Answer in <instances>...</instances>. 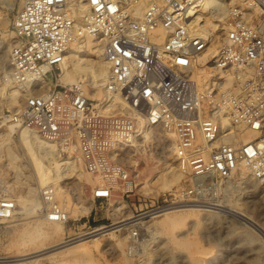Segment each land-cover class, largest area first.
<instances>
[{
  "label": "built area",
  "instance_id": "obj_1",
  "mask_svg": "<svg viewBox=\"0 0 264 264\" xmlns=\"http://www.w3.org/2000/svg\"><path fill=\"white\" fill-rule=\"evenodd\" d=\"M83 2L86 14L80 0H21L12 22L11 78L25 93L19 120L103 180L94 198L108 199L118 181L132 191L127 160L150 140L151 127L176 137L177 157L206 150L208 158L199 174H189L191 184L177 194L181 201L170 194L146 214L209 205L214 183L231 182L242 169L264 184V0ZM87 35L101 42L109 66L103 89L112 98L104 106L88 94L86 80L60 82L72 43ZM234 67L253 77H238L223 96L221 73ZM201 70L209 72L208 83ZM224 115L231 121L226 128ZM238 125L256 132L254 141L237 143ZM43 197L46 220L69 221L51 190ZM15 209L14 201L0 200V220L11 219Z\"/></svg>",
  "mask_w": 264,
  "mask_h": 264
},
{
  "label": "rangeland",
  "instance_id": "obj_2",
  "mask_svg": "<svg viewBox=\"0 0 264 264\" xmlns=\"http://www.w3.org/2000/svg\"><path fill=\"white\" fill-rule=\"evenodd\" d=\"M12 1L13 9L0 3V200L14 201L15 210L19 212L15 214L16 218L0 220V264H27L26 261H32L31 264H193L189 251L177 246L174 240L203 248L200 264H253L256 260H261L260 263L264 264V248L258 242L244 243L239 237L247 236L246 232L249 230H252L254 235L260 236L258 230L249 224H243L236 216L220 210L214 213L202 211L199 216H187V212L178 211L176 213L180 214L184 220L170 231L155 228L153 234L144 225L131 226L129 231L115 232L113 239L109 235L102 237L99 249L94 248L91 242H86L85 247L91 255H82L76 260L60 259L65 253V249L60 250L61 247L92 236L99 230L113 228L119 224L116 223L117 221L129 216L146 217L149 215L146 213L152 209L155 202L164 200L170 194H176L173 201H181L177 194L179 191L185 192L191 184V177L190 172L181 167V160L179 161V157L173 152L175 143L173 134L170 132L166 134L161 127H151L155 129L154 134L150 132L151 139L138 144L139 149L135 150L133 157L127 160L133 180L132 191H127L131 187H127L124 181L114 182L110 197L106 200L94 198V192L103 184V180L87 172L76 155H69L64 150L63 155L70 158L69 163L73 165L69 166L67 175L61 182L64 195L72 202H78L79 205L91 204L92 209L78 218L69 213V209L63 204V197L53 192V201L68 212L70 217L66 224L63 223L64 232L53 233L56 225L47 222L45 216V210L49 204L43 197V191L46 188L40 189L41 181L35 175L30 155L18 133L21 128L16 126L20 118L23 97L18 95L20 98L18 97L16 103H12L10 95L11 51L15 42L12 22L21 4V0ZM234 79V83L237 82L235 74ZM86 81L90 85L88 77ZM16 89L19 91L18 88ZM87 90L93 93L98 92L103 96V87L95 88L90 85ZM12 124L14 131L10 130ZM170 163H176V166L186 174L179 184L169 190H162V185L156 182L154 176L166 171L165 167ZM152 178L153 180L147 183ZM241 179L242 176L239 173L231 182L222 184L220 182L219 195L213 186L214 193H206L207 196L212 197L210 202L216 201V197L221 196L224 200L228 197V200H232L233 203L235 201L240 203L247 215L257 219L264 217V184L257 180ZM20 197L28 200H43L44 205L42 204V208L35 212L25 213L19 203ZM116 201L122 202L124 208L121 211L113 209L112 204ZM179 205L183 204L175 206ZM159 219L161 218H156V220ZM35 229H40L41 233L35 232ZM134 230H138L137 236L132 234ZM28 232L30 235L33 233L31 237Z\"/></svg>",
  "mask_w": 264,
  "mask_h": 264
},
{
  "label": "bare ground",
  "instance_id": "obj_3",
  "mask_svg": "<svg viewBox=\"0 0 264 264\" xmlns=\"http://www.w3.org/2000/svg\"><path fill=\"white\" fill-rule=\"evenodd\" d=\"M0 3L11 8V9L14 8V2L12 0H0ZM78 6L81 9V13L86 14L87 9H86L85 2H83V0H80V3H78ZM225 13H226V8H223L219 14V17H222L223 15H225ZM206 20L208 21L209 18H206ZM208 24L210 26L213 25L212 21H209ZM88 57H90V58H88ZM234 74H235V78L238 79V77H239L241 80H250L253 77L252 71H246L243 67L231 68L229 70V72L223 71L221 73V76H222L221 78H223V79L221 81H219V86H220V88L222 87L221 94L223 96H227L235 88L234 87V85H235ZM108 75H109V66H108V64L104 58L103 48L101 46V42L99 40H96L95 38L87 35V36L83 37L82 39L77 40V41L72 43L71 49L69 51V55L67 57V60L65 61L64 65H63V71L60 74V82L75 83L79 80H86V77H88L90 85L94 86L95 88L96 87L102 88L103 84L106 82ZM198 76H200V78L203 81H205L206 83H208V80L211 78L209 72H207L205 70H201L199 72ZM9 86H10V88H9L10 89V95L12 96V100H13L12 103L17 102V99L19 97L18 95H20L23 98L25 97V93L21 92L20 90L18 91L16 89V88L19 89V87L16 84L14 85L13 80H12V82H10ZM239 86H241V84ZM102 92H103V96L99 95L98 92L97 93L88 92V94L91 97L100 98V100H102L101 104L104 106L109 102V100H110V98H112V96L110 94H108L104 89ZM23 98H21V99H23ZM118 100H120V98H118ZM17 111L19 112V110H17ZM11 119H12V117H11ZM221 123L223 124L224 128H226L229 125V123H231L230 118H228L224 115ZM16 126L21 128L18 130V133H19V136H20L22 143L25 145V147L27 149V153L30 155L31 165H33V167L35 169V175H37V177L41 181V188L40 189L44 190L46 188L49 191L51 190L52 193L56 192L60 196H62L64 199L63 204H64V206H66L69 209V211H70L69 213L74 214L78 218L80 215H85V214L89 213L90 210L92 209L91 204L79 205L78 202L77 203L72 202L66 195H64L65 192L61 186V182L65 178V176L67 175L68 168H70L69 166L72 167L73 165H72V163H69L70 158H66L63 155V153L65 151H64V149L62 150V146L61 145L59 146L55 142L50 141V140L46 139L45 137H42L35 130L25 126L21 120H19V122L17 123ZM10 127H9L10 130L14 131L13 130L14 125L10 126ZM242 127H243V129H242ZM237 128H238L237 129L238 133L236 135L237 136L236 141L239 144L252 142V141H254V139L258 135L256 132L247 129L243 125H238ZM154 130L155 129H151V131H149L148 138L151 139V136H152V133L154 132ZM160 131H161V129H160ZM150 132H152V133H150ZM166 134H167V131H166ZM173 138L175 139L176 137L173 135ZM198 140H199V142L203 143V139L201 138L200 134H199ZM173 155H172V157H173ZM207 158H208V152L205 150V151L198 152L191 157L187 156V157L182 158V159L179 158V161L181 160V167L183 169L188 170L190 173H193V174H199L204 169L205 161L207 160ZM176 165H177L176 163H173V164L170 163V164L166 165V167H165L166 171L164 170L163 173H159V174L154 176V179L156 178V182H159L162 185L161 186L162 190H164V189L169 190V188H172V187H174V185L179 184L180 180L185 176V174H186L185 171H182L181 168H178ZM240 175L242 176V179L256 181V179L253 178L251 176V174H249L245 169L241 170ZM152 180H153V178L148 180L147 183H150ZM239 181L240 180H238V182ZM252 188H254V187H252ZM214 189H217L216 190L217 195H219L220 191H221L220 182L214 183ZM263 192H264V187H263ZM216 199H217L216 201L210 202L211 204H209V205L207 202H206L207 204H203L204 202L202 204L188 203V204H183V205H179V206H175V207H170V208L164 209L158 213L149 214L146 217L135 218V216H129L125 219L117 221L116 223H119V224L113 228H110L108 230H101V231L99 230L98 233H96L92 236H88L86 238L77 240L74 243L67 244L64 247H61L60 250L65 249V253L63 255H61L60 259L64 260L67 258H73L76 260L77 257H79V256L87 255V254H89V250H88V248L85 247L86 242H91V244L94 248L99 249L100 244L102 242V237L109 235L112 238L113 236H115L114 235L115 232H117V231L123 232L124 230L129 231L131 226H137L140 224L144 225V227H146L148 230H150V232H152L153 234H154L153 231L155 228L156 229L161 228V229H164L165 231H170L176 225L181 224L182 221L184 220V218L180 214L176 213L178 211L187 212V214H188L187 216H193V215L199 216V214H201L202 211H211L214 213V212H217V210H220V211H224L230 215L236 216L239 220L242 221L243 224H249L250 226L257 229L258 232L260 233V236H256V235H254L253 232H251L252 230H249V232H246V233H248L247 236L246 235L245 236H239L241 241L244 243H247V244L258 242V244L264 248V217H262V218L260 217L259 219H257L255 217L247 215L246 211L244 210V208L242 207V205L240 203H237V201H235L233 203L232 200L231 201L228 200V197L226 200H224L223 197L221 198V196L216 197ZM30 200H28L24 197L19 198V203L24 208L23 211L25 213L35 212V210L42 208V204L44 205L43 200H41V201L38 199H33L31 201ZM235 200H236V198H235ZM187 202H194V201H187ZM112 206H113V209L115 211H118V210L121 211V209L124 208L122 202H118V201L114 202L112 204ZM213 210H215V211H213ZM18 212H19L18 210H15L14 216H13L14 218H16L15 214H18ZM203 217H206V216H203ZM132 218H135V219L131 220ZM156 218H161V219L156 220ZM202 220H204V219H202ZM47 222L50 223V221H48V220H47ZM52 223H54L56 225V228H54L53 233L59 234L60 232L65 231V225H63V223L51 222L50 224H52ZM38 231H39V233H41L40 229H38V230L35 229V232H38ZM32 234L33 233H31V235H30V233L28 232V235L30 237L32 236ZM44 234H46V233H44ZM231 234H233V233H231ZM21 235H23V233ZM174 243L177 246L184 248V249L189 251V256H190L193 264H200V261H201L200 255L202 253L203 248L200 249V247L197 245L187 243L184 241H179V240H174ZM260 246H258V247H260ZM262 249H260V250H262ZM257 251L259 252V250H257ZM205 252H206V250H205ZM55 255H57V254H55ZM89 255H91V254H89ZM260 261L256 260L253 262V264H262V263H260ZM26 263L31 264L32 261H26ZM51 263H53V262H51Z\"/></svg>",
  "mask_w": 264,
  "mask_h": 264
},
{
  "label": "water",
  "instance_id": "obj_4",
  "mask_svg": "<svg viewBox=\"0 0 264 264\" xmlns=\"http://www.w3.org/2000/svg\"><path fill=\"white\" fill-rule=\"evenodd\" d=\"M71 242H74V241H71ZM70 243V242H69Z\"/></svg>",
  "mask_w": 264,
  "mask_h": 264
}]
</instances>
